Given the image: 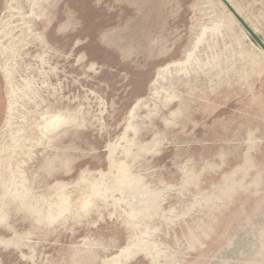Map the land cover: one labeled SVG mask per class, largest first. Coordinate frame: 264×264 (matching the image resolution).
I'll list each match as a JSON object with an SVG mask.
<instances>
[{"label":"rangeland","instance_id":"obj_1","mask_svg":"<svg viewBox=\"0 0 264 264\" xmlns=\"http://www.w3.org/2000/svg\"><path fill=\"white\" fill-rule=\"evenodd\" d=\"M0 264H264V0H0Z\"/></svg>","mask_w":264,"mask_h":264},{"label":"bare ground","instance_id":"obj_2","mask_svg":"<svg viewBox=\"0 0 264 264\" xmlns=\"http://www.w3.org/2000/svg\"><path fill=\"white\" fill-rule=\"evenodd\" d=\"M57 120V119H56Z\"/></svg>","mask_w":264,"mask_h":264}]
</instances>
